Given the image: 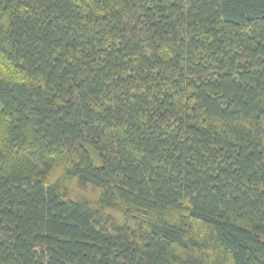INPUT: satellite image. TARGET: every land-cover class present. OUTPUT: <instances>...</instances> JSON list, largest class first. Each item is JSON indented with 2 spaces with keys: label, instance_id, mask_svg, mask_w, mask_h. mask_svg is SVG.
I'll return each mask as SVG.
<instances>
[{
  "label": "trees",
  "instance_id": "16d2710c",
  "mask_svg": "<svg viewBox=\"0 0 264 264\" xmlns=\"http://www.w3.org/2000/svg\"><path fill=\"white\" fill-rule=\"evenodd\" d=\"M0 264H264V0H0Z\"/></svg>",
  "mask_w": 264,
  "mask_h": 264
}]
</instances>
